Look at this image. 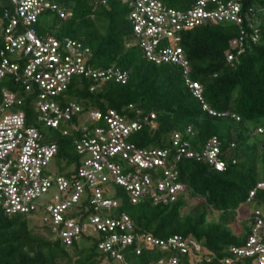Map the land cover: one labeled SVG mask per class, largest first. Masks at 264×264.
I'll return each mask as SVG.
<instances>
[{
    "label": "built area",
    "instance_id": "2783aa9c",
    "mask_svg": "<svg viewBox=\"0 0 264 264\" xmlns=\"http://www.w3.org/2000/svg\"><path fill=\"white\" fill-rule=\"evenodd\" d=\"M121 1L130 8L136 44L146 57L181 66L188 88L203 108L219 114L206 103L201 83L190 75L182 32L208 22H246L253 31L242 30L231 44L241 54L249 39L254 43L259 39L252 8L244 10L241 0H194L187 8L172 7L162 0ZM46 11L62 18L71 15L59 0H0V209L8 214L38 213L51 226L52 237L68 245L97 233L98 249L118 259L123 258L122 247L135 241L182 253L202 252L201 243L179 233L162 239L135 232L131 216L114 212L119 201L113 187L122 186L133 203L176 201L187 190L180 180V159L225 169L220 139L214 136L196 148L187 136L192 133L189 127L187 133L175 132L169 147H139L130 137L152 122L154 113L133 117L116 109H83L66 93L76 76L93 80L94 90L107 81L124 83L129 73L116 66H92L88 63L91 48L76 38L37 33L34 24ZM235 56L229 52L227 60ZM28 96L35 123L21 108ZM36 123L73 133V144L81 155L78 168H71L75 173L58 172L54 160L59 144L49 141ZM257 131L264 134V127ZM52 163L57 169L54 172ZM259 188H264V182L251 190L248 203ZM247 212L244 216L238 211L240 217L251 218L250 232L243 244L229 247L224 264H264V211L255 207ZM136 249L137 253L142 250L139 244ZM178 261L171 255L159 264Z\"/></svg>",
    "mask_w": 264,
    "mask_h": 264
},
{
    "label": "trees",
    "instance_id": "16d2710c",
    "mask_svg": "<svg viewBox=\"0 0 264 264\" xmlns=\"http://www.w3.org/2000/svg\"><path fill=\"white\" fill-rule=\"evenodd\" d=\"M59 1L71 15L62 18L56 12H44L34 24L37 33L76 38L91 48L88 63L92 66H116L129 73L124 83L107 81L94 90L93 80L76 76L66 91L71 99L85 110L116 109L133 117L154 113L152 122L130 137L139 147H169L173 134L187 133L189 127L192 133L187 136L196 148L217 136L226 167L219 171L206 162L180 159V180L187 190L169 203L151 199L133 203L122 186L113 187L119 201L114 212L131 216L135 232L162 239L179 233L201 243L202 252L182 253L135 241L122 247L123 258L118 259L98 249L97 233L68 245L53 238L51 226L42 219L32 222L31 217L38 213L8 214L0 209V264H159L171 255L178 257L177 264H224L229 247L243 244L251 229V218L240 217L236 211L247 202L251 190L264 182V134L257 131L264 127V0H241L244 10L252 8L251 18L259 30L258 41L249 39L241 54L231 44L242 30L253 31L246 22H208L182 32L181 45L192 79L201 83L209 107L226 115L203 108L188 88L181 66L146 57L136 44L127 4L121 0ZM162 1L176 8L194 2ZM229 52L236 54L232 61L227 60ZM21 108L32 119L29 96ZM51 129L55 138L48 140L59 144L54 163L59 173L70 176L81 160L73 133ZM252 202L264 211V188L256 191Z\"/></svg>",
    "mask_w": 264,
    "mask_h": 264
},
{
    "label": "rangeland",
    "instance_id": "374dc122",
    "mask_svg": "<svg viewBox=\"0 0 264 264\" xmlns=\"http://www.w3.org/2000/svg\"><path fill=\"white\" fill-rule=\"evenodd\" d=\"M40 130L45 134V137L47 139L55 138V132L51 128L45 126L44 124H40ZM50 167H51V170H52L51 172H54V170L56 169L55 164L52 163L50 165ZM191 202H195V199H192ZM255 207H256V204L254 202H252V203L251 202H249V203L248 202H243V203H241L239 205L238 210L236 212L239 211L242 215L246 216L248 214L247 211L249 209L252 210ZM31 220H32V222H39V220H41V216L39 214H36L34 217H31Z\"/></svg>",
    "mask_w": 264,
    "mask_h": 264
}]
</instances>
